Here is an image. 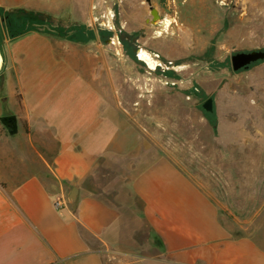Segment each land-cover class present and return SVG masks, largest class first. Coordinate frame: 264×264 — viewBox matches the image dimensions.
Here are the masks:
<instances>
[{"label": "crops", "instance_id": "obj_1", "mask_svg": "<svg viewBox=\"0 0 264 264\" xmlns=\"http://www.w3.org/2000/svg\"><path fill=\"white\" fill-rule=\"evenodd\" d=\"M0 8L88 25L95 2ZM7 24L0 14V117L15 114L18 132L0 121V264H264V206L252 231L232 228L199 180L144 145L118 81L104 84L87 57L95 50L37 29L12 36Z\"/></svg>", "mask_w": 264, "mask_h": 264}, {"label": "rangeland", "instance_id": "obj_2", "mask_svg": "<svg viewBox=\"0 0 264 264\" xmlns=\"http://www.w3.org/2000/svg\"><path fill=\"white\" fill-rule=\"evenodd\" d=\"M93 1L87 26L112 34L80 46L95 50L87 57L102 64L104 84L118 81L119 105L145 132L144 145L164 150L199 180L231 212L232 228L252 231L255 211L264 206V61L235 71L231 55L264 48V0H151L162 16L157 24L148 21L147 0ZM121 32L137 33L136 56ZM141 49L157 68L140 59ZM208 97L212 113L203 107Z\"/></svg>", "mask_w": 264, "mask_h": 264}, {"label": "trees", "instance_id": "obj_3", "mask_svg": "<svg viewBox=\"0 0 264 264\" xmlns=\"http://www.w3.org/2000/svg\"><path fill=\"white\" fill-rule=\"evenodd\" d=\"M0 14L2 18L6 19V22L8 23L7 29L12 36L20 35L30 29L31 30L37 29V30H42L43 32L48 33L56 38H68L72 41L88 42V40L93 39L96 36V33L99 36H101L102 34L103 35L112 34L111 31H105V30L96 31L87 25H79V24L68 25V26L60 25L55 23L54 17L49 16L47 14H36V15L34 14L31 16L22 17L15 12L4 10L2 8H0ZM136 35L137 33H133L130 35L124 32L120 33L121 42L123 43L128 53L132 54V56H136L134 51V42L136 39ZM0 49H1V53L3 54L1 38H0ZM260 61H264V60H259L257 62ZM242 69H246V68H242ZM167 74L171 76L173 72L169 71ZM212 112H207V113H212Z\"/></svg>", "mask_w": 264, "mask_h": 264}, {"label": "water", "instance_id": "obj_4", "mask_svg": "<svg viewBox=\"0 0 264 264\" xmlns=\"http://www.w3.org/2000/svg\"><path fill=\"white\" fill-rule=\"evenodd\" d=\"M151 6L152 18L148 19L152 24H157L158 20H161V14L159 10L151 5V0H147ZM259 60H264V48H257L250 51H238L231 55L232 68L238 71L242 68L249 67L252 63ZM203 107L206 111H213V98L209 97L203 103ZM0 121L7 128L10 134L18 132V119L15 114H7L0 117ZM77 199V189L74 188L70 195V201L75 204Z\"/></svg>", "mask_w": 264, "mask_h": 264}, {"label": "bare ground", "instance_id": "obj_5", "mask_svg": "<svg viewBox=\"0 0 264 264\" xmlns=\"http://www.w3.org/2000/svg\"><path fill=\"white\" fill-rule=\"evenodd\" d=\"M164 21L166 23V26L169 25V19L168 18H165ZM139 56H140V59H142L143 61H145L149 65V67H152V68L156 67L158 61L156 60V58H154V56L148 50L141 49L139 51ZM1 67H2V56L0 53V69H1Z\"/></svg>", "mask_w": 264, "mask_h": 264}, {"label": "built area", "instance_id": "obj_6", "mask_svg": "<svg viewBox=\"0 0 264 264\" xmlns=\"http://www.w3.org/2000/svg\"><path fill=\"white\" fill-rule=\"evenodd\" d=\"M106 21V23L105 22H103V23H105L107 26H108V28L109 29H112L113 27H114V25H113V23H112V21H111V19H107V20H105ZM62 204V202L59 200V201H56V206H60ZM59 264H62V263H59Z\"/></svg>", "mask_w": 264, "mask_h": 264}, {"label": "flooded vegetation", "instance_id": "obj_7", "mask_svg": "<svg viewBox=\"0 0 264 264\" xmlns=\"http://www.w3.org/2000/svg\"><path fill=\"white\" fill-rule=\"evenodd\" d=\"M252 64H253V63H252ZM208 98H209V97H208ZM208 98H207V99H208ZM212 98H213V97H212ZM204 102H205V101H204ZM204 102H203V103H204ZM213 104H214V98H213Z\"/></svg>", "mask_w": 264, "mask_h": 264}]
</instances>
